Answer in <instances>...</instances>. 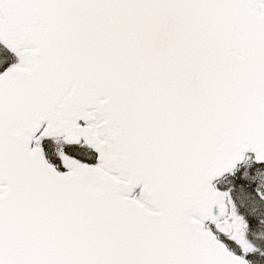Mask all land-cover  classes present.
I'll return each mask as SVG.
<instances>
[{"label":"snow or ice","instance_id":"1","mask_svg":"<svg viewBox=\"0 0 264 264\" xmlns=\"http://www.w3.org/2000/svg\"><path fill=\"white\" fill-rule=\"evenodd\" d=\"M0 264H264V0H0Z\"/></svg>","mask_w":264,"mask_h":264}]
</instances>
